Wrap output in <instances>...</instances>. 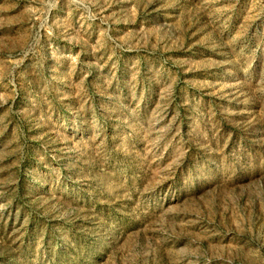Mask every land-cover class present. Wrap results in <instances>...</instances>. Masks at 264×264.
Returning a JSON list of instances; mask_svg holds the SVG:
<instances>
[{
  "label": "rangeland",
  "instance_id": "obj_1",
  "mask_svg": "<svg viewBox=\"0 0 264 264\" xmlns=\"http://www.w3.org/2000/svg\"><path fill=\"white\" fill-rule=\"evenodd\" d=\"M0 264H264V0H0Z\"/></svg>",
  "mask_w": 264,
  "mask_h": 264
}]
</instances>
